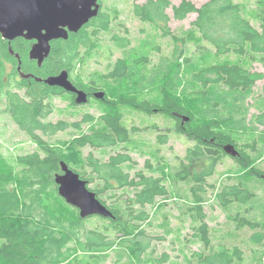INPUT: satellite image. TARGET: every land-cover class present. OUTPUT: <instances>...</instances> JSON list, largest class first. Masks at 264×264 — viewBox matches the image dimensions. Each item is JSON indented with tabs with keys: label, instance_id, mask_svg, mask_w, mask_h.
Wrapping results in <instances>:
<instances>
[{
	"label": "trees",
	"instance_id": "trees-1",
	"mask_svg": "<svg viewBox=\"0 0 264 264\" xmlns=\"http://www.w3.org/2000/svg\"><path fill=\"white\" fill-rule=\"evenodd\" d=\"M252 3L250 11L244 0H205L200 5L192 0L177 4L171 0L135 1L134 15L160 29L162 36L170 34L167 8L177 20L195 13L191 26L198 38L196 49L182 47L152 63V55L160 53L156 36L148 32L132 44L125 29V34L110 37L120 56L111 67L94 70L87 79L75 72L94 56L99 33L109 30L112 23L109 12L101 9V2L98 14L78 31L69 32L67 39L51 42L50 52L40 66L28 56L32 41L22 37L8 41L0 35L4 111L37 146L32 152L16 155L13 162L0 154V264H146V206L155 205L158 197H181L177 185L183 182L188 184L191 198L181 204L180 221L190 232L186 240L198 244L184 264H246L241 244L234 238L227 241L222 235L217 239L219 230L207 221L205 204L213 188L214 198L227 211V221L234 225L231 236L237 231H251L252 243L262 245L261 249L251 247L253 264H264V198L258 192L264 191V169L258 165L264 158V129L258 130L254 123L255 118L264 121V89L261 97L253 98V87L262 73L249 68L254 61L264 64V0ZM174 38L183 40L182 36ZM18 66L31 76L21 78ZM63 69L74 86L87 95L103 92L102 98L96 99L104 104L98 117L101 127L81 132L82 123L94 119L90 114L78 122L48 119L54 111L48 95L71 93L37 78ZM15 86L23 88L24 93ZM253 106L261 113L249 117ZM129 112L143 117L161 116L165 131L155 120L147 127L155 132L156 139L152 144L145 143L136 137L139 127L126 121ZM69 127L80 133L52 140ZM166 131L184 134L194 141L186 148L184 158L171 166L159 156ZM244 133L252 136V142L237 143L233 135ZM228 143L238 150L237 156L225 153L223 146ZM119 145L124 151L111 154L103 162L94 158L92 150L86 155L82 151L85 147ZM143 147L149 148L155 163L149 158L144 163L148 173L138 169L130 175L122 165L134 163L129 150ZM225 156L236 165L227 171L231 173L228 181L218 190L207 177L214 174ZM198 159L208 163L202 171L190 170L191 161ZM61 161L87 181L113 217H81L77 208L59 196L54 177L61 171ZM93 175L100 180L96 187L89 186L95 180ZM170 185L176 190L171 192ZM121 188L134 189V195L124 199L112 193L116 196L112 205L101 197ZM167 258L163 253L157 262Z\"/></svg>",
	"mask_w": 264,
	"mask_h": 264
},
{
	"label": "rangeland",
	"instance_id": "rangeland-1",
	"mask_svg": "<svg viewBox=\"0 0 264 264\" xmlns=\"http://www.w3.org/2000/svg\"><path fill=\"white\" fill-rule=\"evenodd\" d=\"M137 1L142 3L145 0H101V9L107 10L110 17L112 18V23L109 30L102 31L98 35L99 46L96 53L88 61H84L80 66L78 73L79 76L87 79L90 73L94 70L102 71L108 65L112 66L114 60L120 56V50L117 49L112 40L111 35L119 34L123 35L124 30L128 29V37L132 44H136L141 38L144 37L146 33H153L157 38V43L160 46V53L152 55V63H156L158 58L162 55H170L176 49L179 50L182 47L194 49V43L197 41V34L193 27L191 26V21L195 18V13H190L186 18L182 20H177L172 17L171 8H167L166 12L170 15V20L167 24L170 34L162 36V31L157 29L153 24L143 22L138 19L133 12V3ZM180 0H171L173 4L179 3ZM196 5H200L205 0H192ZM242 1V0H241ZM248 10L253 9L252 0H244ZM255 25H257L254 22ZM174 35V36H171ZM175 36H182L183 40L174 38ZM186 41L182 44V41ZM196 49V48H195ZM177 52V51H176ZM249 65V63H247ZM252 71H259L262 73V77L256 81L253 87V98L261 97L264 89V64L258 61H254L249 65ZM18 79V75H17ZM17 89L21 94L24 93L23 88L13 87ZM48 100L53 103L54 111L48 117L49 120L55 122L57 120L63 119L67 122H78L81 121L85 114H90L94 116V119L87 123H82L81 132H89L92 129H97L102 126V122L99 120V115L104 110V104L98 102L96 99H91L84 104H75L72 97L68 93L61 94H49ZM5 99L0 94V154L4 156L9 162H13L14 157L19 154H24L27 152H32L37 149L36 144L29 139V137L17 127V125L11 120L9 115L4 111ZM261 110L258 107H250L249 117L252 114H260ZM126 121L130 124H134L139 127V132L137 138H141L147 144L154 143L156 139V134L152 129H149L147 125H151L155 122L163 131H165V121L164 119L157 115L143 117L140 113L129 112L126 117ZM255 126L258 130L264 129V121L254 119ZM263 120V118H262ZM167 132V131H166ZM80 133L77 130L72 129V127L67 128L63 132L57 133L52 140L55 139H68L73 134ZM166 142L162 145L159 152V156L166 161L167 164L175 165L179 158H184L185 150L187 147L193 145L194 141L189 139L187 136L181 133H175L174 131L167 132ZM233 138L237 143L252 142V136L248 133L233 135ZM90 150L93 151V156L98 162L105 161L111 154H115L120 151H124L121 146L116 147H102L98 149H91L85 147L82 149L83 155H86ZM129 154L132 157L134 163H124L122 168L128 171L130 175L138 169H144L148 173L147 169L144 167L145 160L150 158L152 163H155L152 155L149 153V148H136L134 150H129ZM132 161V162H133ZM188 161V160H187ZM208 161L205 159H198L191 161L189 165L190 170L202 171L204 165ZM236 163L231 159L230 156H225L222 158L221 162L215 167V172L213 175L207 177V181L214 184L218 190L223 184L228 180V170H231ZM259 167L264 169V158L258 162ZM89 171V168H87ZM231 174V173H229ZM92 175V174H90ZM93 183H90V187H96L100 184V180L96 178ZM169 184V181L167 182ZM178 192L181 197L174 199L163 200L158 197L155 200V205H147L146 209L149 212V221L144 226L149 247L143 259L146 264H184L185 258L190 254L192 250L198 249V244L188 242L186 238H190L189 229L187 226L180 221V207L183 201L189 200L191 198L190 192L188 190V184L183 182L177 185ZM260 187V186H259ZM170 190L173 192L176 190L170 185ZM213 189H209L210 200L205 204V212L207 215V221L210 226L214 229L219 230L217 233V239L222 237L230 241L234 240L241 244L245 249L246 254V264L254 263V252L252 248L261 249V244L252 243L250 240L251 231L245 229L243 231H237L235 236H231L234 225L227 221L226 212L214 198L212 193ZM215 191V190H214ZM261 198H264L263 189H258ZM122 196V198L132 197L134 195V189L131 188H121L116 189L112 192H106L101 194V197L107 202V204H113L116 196ZM174 195V194H173ZM157 203H164L165 205L157 206ZM216 240V239H215ZM264 242V238L262 240ZM163 253L167 254V260L163 263H158L159 259ZM256 259V258H255ZM108 264H111L109 261Z\"/></svg>",
	"mask_w": 264,
	"mask_h": 264
},
{
	"label": "water",
	"instance_id": "water-1",
	"mask_svg": "<svg viewBox=\"0 0 264 264\" xmlns=\"http://www.w3.org/2000/svg\"><path fill=\"white\" fill-rule=\"evenodd\" d=\"M99 10L98 0H0V35L8 41L17 37L32 41L28 56L40 66L48 56L53 40L67 39L69 32L78 31ZM9 51L14 53L11 47ZM15 56L18 58V54ZM17 70L21 78L31 76L24 73L20 66ZM38 79L49 86H57L75 94V104L88 102L87 94L74 86L65 69ZM102 96V91L95 93L97 98ZM223 149L231 157L238 155L232 143L225 144ZM54 181L59 196L77 208L81 217H113L112 211L88 187L87 181L64 161H61V171L55 174Z\"/></svg>",
	"mask_w": 264,
	"mask_h": 264
},
{
	"label": "flooded vegetation",
	"instance_id": "flooded-vegetation-1",
	"mask_svg": "<svg viewBox=\"0 0 264 264\" xmlns=\"http://www.w3.org/2000/svg\"><path fill=\"white\" fill-rule=\"evenodd\" d=\"M98 1H99V0H98ZM68 78H69V75H68ZM69 79H70V78H69ZM95 93H96V91H94L92 95H90V94L87 95V96H88V101H90L91 99H98V98L95 97ZM71 96H72V98L74 99L75 94L71 93Z\"/></svg>",
	"mask_w": 264,
	"mask_h": 264
}]
</instances>
